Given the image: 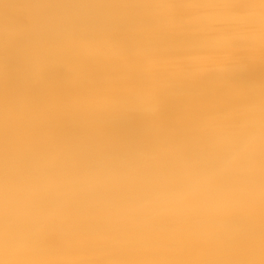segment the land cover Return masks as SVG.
Instances as JSON below:
<instances>
[{
	"label": "bare ground",
	"instance_id": "1",
	"mask_svg": "<svg viewBox=\"0 0 264 264\" xmlns=\"http://www.w3.org/2000/svg\"><path fill=\"white\" fill-rule=\"evenodd\" d=\"M0 264H264V0H0Z\"/></svg>",
	"mask_w": 264,
	"mask_h": 264
}]
</instances>
